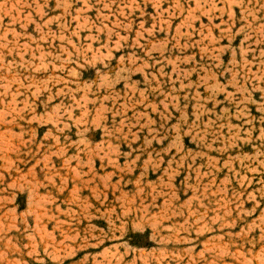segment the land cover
Masks as SVG:
<instances>
[{"label":"rangeland","instance_id":"374dc122","mask_svg":"<svg viewBox=\"0 0 264 264\" xmlns=\"http://www.w3.org/2000/svg\"><path fill=\"white\" fill-rule=\"evenodd\" d=\"M0 264H264V0H0Z\"/></svg>","mask_w":264,"mask_h":264}]
</instances>
